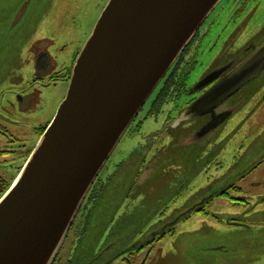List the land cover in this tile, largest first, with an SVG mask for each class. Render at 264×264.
Listing matches in <instances>:
<instances>
[{
  "label": "rangeland",
  "instance_id": "obj_1",
  "mask_svg": "<svg viewBox=\"0 0 264 264\" xmlns=\"http://www.w3.org/2000/svg\"><path fill=\"white\" fill-rule=\"evenodd\" d=\"M22 1L0 0V125L4 128L0 131V181L6 185L19 175L31 150L40 142V126L54 118L70 85L64 79L57 85H34L40 40L45 35L54 41L49 48L53 69L70 66L108 3L53 0L54 9L44 18L50 33L39 34L34 18L40 16L45 0L35 1L30 19L10 27ZM37 21L40 24L42 20ZM239 21L245 33L234 51H241L252 37L255 40L264 35V0L246 9ZM65 44L68 46L64 49ZM196 71L191 77L197 80ZM44 81L48 84L50 80ZM248 108L249 104L212 140H195L193 131L186 127L169 133L162 112L147 117L141 114V127L136 131L129 127L101 172L98 184L101 182L102 188L92 206L87 231L78 245L73 235L65 241V257L73 251L72 257L79 264H96L93 256L108 247L111 249L104 260L112 258L141 234L160 225L156 221L162 215L174 218L218 190L239 186V170L264 151V107L251 114ZM2 187L0 182V190ZM241 194L235 190L229 193L239 201L238 206L231 199L218 197L206 205L211 215L197 214L182 220L179 235L165 242L162 264H264V210L256 211L254 201H245ZM235 207L241 211L228 215L221 212ZM234 221L240 225H234Z\"/></svg>",
  "mask_w": 264,
  "mask_h": 264
},
{
  "label": "water",
  "instance_id": "obj_2",
  "mask_svg": "<svg viewBox=\"0 0 264 264\" xmlns=\"http://www.w3.org/2000/svg\"><path fill=\"white\" fill-rule=\"evenodd\" d=\"M35 1L21 2L10 27L30 19ZM221 2L108 1L75 61L66 98L0 195V264L55 263L116 146ZM263 74L264 45L180 121L214 112Z\"/></svg>",
  "mask_w": 264,
  "mask_h": 264
},
{
  "label": "flooded vegetation",
  "instance_id": "obj_3",
  "mask_svg": "<svg viewBox=\"0 0 264 264\" xmlns=\"http://www.w3.org/2000/svg\"><path fill=\"white\" fill-rule=\"evenodd\" d=\"M52 1L45 0L42 3L44 7L40 8V16H36L35 18V25L38 24L36 31L39 34L50 33V25H48V22L44 18L54 9V3ZM256 3L257 0H222L220 5L204 22L205 24L200 28V31L189 42L188 47L182 52L176 63L171 67L169 73L155 90L156 92L152 98L148 100L147 107L145 106L139 112L140 118L138 115V119L136 118L131 123L130 128H132V131H136L141 127L143 123L141 119L143 117L149 116L150 113L162 112L163 116L166 117L164 122L169 133L174 132L175 134L183 127H186L187 130L193 131L194 135L192 137H196L194 138L195 140H201L205 137L212 140L227 123L235 119L236 115L247 104H249V114L254 109L264 107L263 74L257 80L247 84L245 88L237 92L233 97L228 98L225 102L215 107L214 112L180 121L185 109L203 97L214 85L222 81L227 74L251 56L256 48L264 45V35L255 40L252 37V40L250 39L245 42L246 44L241 51H234L245 33V26L242 27V22L239 20L243 17L245 10ZM38 19L42 20L40 24L37 21ZM53 44L54 41L48 37L46 38L44 35L38 44L39 46H37L39 47V53L36 58L37 65L35 66L33 75L34 85L42 82L45 86H50V82L57 85L61 79L67 80L68 82L71 80L72 70L80 52L74 56L70 66L57 71L56 68L53 69L54 63L49 50ZM67 46L65 44L62 47L65 49ZM195 70H197L196 73L199 75L197 80L191 77L195 73ZM45 79L50 80L48 84L44 83ZM143 113L144 116L141 118V114ZM50 123L48 122L47 125L40 126V135L47 130ZM240 123L246 124L248 122ZM2 130L4 128L0 125V131ZM240 147L243 148L244 144H241ZM0 152L3 153V151ZM237 175L243 186L241 184L239 186L230 185L231 187L229 186V188L218 190L213 197H208L203 202H197V204L186 209V212L182 211L176 214L174 218L166 219V216L162 215L156 221L160 225L141 234L130 245L122 248L119 253L112 256V258L104 260L106 252L111 249L108 247L104 251H101V253L93 256V259L98 262L96 264H162V253L166 249L165 242L167 239L179 235L178 225L182 220L186 221L187 218L197 214L211 215L212 211L206 205L216 198L218 199V197L227 201L231 199V203L236 206L240 205L237 199L229 195L232 190L236 192L241 191L245 201H254L256 211L264 210V151L259 158H254L244 169H240ZM250 177L252 180L249 181L247 178ZM99 178H97L96 183L89 191L90 193L84 201L77 219L73 223V227L67 236V240H70L71 235L75 236V245H78L82 241L87 231L88 223L92 215V206L95 204L94 202L100 193L99 190L102 188V184L99 185L101 182L98 184ZM246 179L248 182L243 184ZM237 210L239 209L235 207V209L230 208L229 210L221 212L228 215L233 212V214L237 213ZM233 224L240 225L235 221ZM63 251L64 249L62 247L54 264H79L72 257L73 251L68 258L65 257V252ZM62 254L64 255L62 256Z\"/></svg>",
  "mask_w": 264,
  "mask_h": 264
},
{
  "label": "trees",
  "instance_id": "obj_4",
  "mask_svg": "<svg viewBox=\"0 0 264 264\" xmlns=\"http://www.w3.org/2000/svg\"><path fill=\"white\" fill-rule=\"evenodd\" d=\"M0 182H1V184L4 186V187H2V189L0 190V195H1L4 191H6V189H7L10 185H6L5 183L2 182V180H1Z\"/></svg>",
  "mask_w": 264,
  "mask_h": 264
}]
</instances>
